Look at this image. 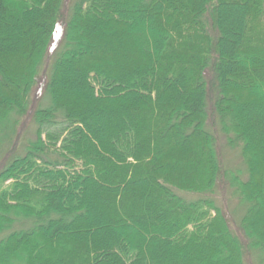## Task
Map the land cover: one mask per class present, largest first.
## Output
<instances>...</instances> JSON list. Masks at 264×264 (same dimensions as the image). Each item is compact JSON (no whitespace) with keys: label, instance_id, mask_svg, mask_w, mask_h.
Listing matches in <instances>:
<instances>
[{"label":"trees","instance_id":"trees-1","mask_svg":"<svg viewBox=\"0 0 264 264\" xmlns=\"http://www.w3.org/2000/svg\"><path fill=\"white\" fill-rule=\"evenodd\" d=\"M0 157V264H264V0H0Z\"/></svg>","mask_w":264,"mask_h":264},{"label":"rangeland","instance_id":"rangeland-1","mask_svg":"<svg viewBox=\"0 0 264 264\" xmlns=\"http://www.w3.org/2000/svg\"><path fill=\"white\" fill-rule=\"evenodd\" d=\"M48 66L44 67V70L42 71V76L39 79L38 85L35 88V90L32 93L31 96V103H32V107L33 108H39L40 106H42L44 104V97H46V92L43 88V83L44 80L46 78V75L48 74ZM46 81V80H45ZM46 104V103H45ZM25 122L27 123V127L25 126ZM24 124V125H22ZM210 125V124H209ZM21 128H25L22 139L19 143V154H23L24 151V145L26 144V142L28 140L34 139L35 138V123L31 118H26L24 119V121L21 123L20 125ZM224 137H221V140L219 141V145L221 144V148L220 151L222 153V158L224 160V162L226 163V165L228 166L229 169H235L236 167H242L243 168V172L241 173L242 176L245 178V167L244 164L242 162L241 156H240V151L239 149H232L229 148L226 144V140H223ZM1 158V157H0ZM230 183L231 180L226 179L223 183L222 187H219L218 192L216 194L218 201V204L220 202L221 205L224 206V208H227L229 211L230 217H231V226L232 229L236 232V233H241L242 234V229L240 226V219H242V216L244 214V211H242V207L239 208L238 205V199L233 195V193L231 194V187H230ZM182 192V191H179ZM185 193V192H182ZM197 195V196H196ZM187 198H192V195H184ZM198 196H202L201 194H195V196H193L194 198H198ZM253 257H251V260L248 261L249 263L251 262V264H257L256 260H253Z\"/></svg>","mask_w":264,"mask_h":264}]
</instances>
